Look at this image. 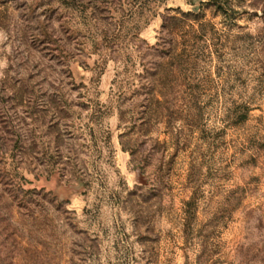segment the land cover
<instances>
[{
    "label": "rangeland",
    "instance_id": "rangeland-1",
    "mask_svg": "<svg viewBox=\"0 0 264 264\" xmlns=\"http://www.w3.org/2000/svg\"><path fill=\"white\" fill-rule=\"evenodd\" d=\"M0 264H264V0H0Z\"/></svg>",
    "mask_w": 264,
    "mask_h": 264
}]
</instances>
